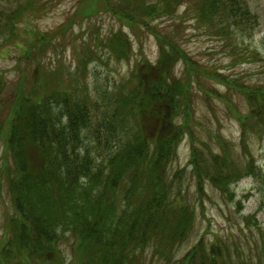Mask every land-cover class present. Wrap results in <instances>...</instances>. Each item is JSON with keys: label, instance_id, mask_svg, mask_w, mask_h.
Masks as SVG:
<instances>
[{"label": "trees", "instance_id": "16d2710c", "mask_svg": "<svg viewBox=\"0 0 264 264\" xmlns=\"http://www.w3.org/2000/svg\"><path fill=\"white\" fill-rule=\"evenodd\" d=\"M100 1L93 0L98 3L93 13L107 7L122 21L133 17L130 21L146 30L151 18L164 14L174 18L179 4L186 5L185 12H194L206 32L218 37L237 33L236 39L244 41L260 23L250 0H157L155 6L149 0L134 6L136 0H111L106 7ZM48 6L46 0H0V51L15 46L19 59L38 60L52 41L44 35L25 38L22 25L42 16ZM77 17L70 19L65 31ZM150 31L160 46L158 62L153 65L142 59L132 75L133 90L109 99L103 110L93 112L77 98V82L43 93L40 78L29 87L23 72L5 97L7 82L0 75V142L5 140L7 155L14 162L9 192L15 209L8 220L9 238L0 248V264H143L148 248L164 264H246L243 254H232L231 245L220 238L210 244L202 239L182 257L176 254L196 220L194 208L186 202V170L170 173L183 137L191 140V175L198 192L209 182L232 199L230 186L240 180L242 170L226 150L216 153L193 133L189 71L194 63L176 35ZM125 39L121 29L97 42L109 46L117 40L122 48ZM118 44H113L114 50ZM85 51L95 58L88 46ZM180 60L187 72L177 78L174 72ZM86 61L81 59V66ZM200 79L196 76V85ZM214 79L228 90L222 94L203 89L206 98L228 103V114L239 121L243 136L249 129L262 136L264 82L248 87L229 77L215 75ZM232 90L244 97L247 113L239 112L229 99L227 92ZM123 104L129 105L127 117L135 118V127L107 115ZM247 173H255L254 165H248ZM66 244L72 248L70 259L64 252Z\"/></svg>", "mask_w": 264, "mask_h": 264}, {"label": "rangeland", "instance_id": "374dc122", "mask_svg": "<svg viewBox=\"0 0 264 264\" xmlns=\"http://www.w3.org/2000/svg\"><path fill=\"white\" fill-rule=\"evenodd\" d=\"M117 1V0H116ZM49 4L45 13L23 25L22 34L26 37L39 35L49 36L51 46L42 53L38 60L19 59L20 51L15 46H7L0 51V75L7 82L5 97H9L20 82L21 73L25 74L30 87L31 82L40 78L39 85L43 93L54 88L73 87L79 83L77 98L85 101L93 112L103 110L109 99L124 96L133 90L132 75L139 67V62L155 64L160 55V46L150 30L160 34L177 36V43L190 59L189 78L193 79V117L191 128L202 142L216 153L226 150L233 162L242 170L240 180L232 185L233 198L224 196L211 183L206 182L204 191H197L192 178L191 140L183 137L175 161L170 166L173 175L185 171L183 187L186 202L195 210V225L190 237L176 250L178 257L187 254L202 239L206 243L220 238L227 241L232 254H243L246 264H264V133L255 135L249 129L246 134L235 116L228 114V103L219 99H207L203 89L226 93L227 87L214 79V76L229 77L239 80L240 85L258 86L264 82V0H250L252 10L259 16L260 23L252 32L246 34L244 41L237 40V33L231 38L218 37L206 32L198 24L193 11L185 12V6L179 4L174 18L164 14L151 18L150 30L136 26V22L122 21L118 16L108 12L107 3L102 0L106 9L97 8L93 0H46ZM157 0L147 3L155 6ZM133 1L132 6L138 5ZM89 10L82 13V10ZM78 16L64 29L69 20ZM129 23V24H128ZM131 24V25H130ZM132 25L134 27H132ZM128 34L114 50L112 41L109 46H101L98 39L109 38L120 30ZM95 56L89 57L86 47ZM93 51L95 53H93ZM86 56V58H84ZM88 59L85 66L80 60ZM20 61V62H19ZM29 65H31L29 67ZM86 67V68H85ZM80 68L82 70H80ZM86 69V70H85ZM182 60L176 63L174 76L186 75ZM206 70V71H203ZM214 73V74H210ZM196 76L201 84L196 85ZM53 87V88H52ZM239 112L247 113L248 107L243 96L237 91L227 92ZM1 108H4L1 105ZM129 105L108 111L107 115L116 116L121 124L136 126L135 118L127 117ZM198 149H204L197 143ZM254 165L255 173L248 174V165ZM14 171V162L7 155L5 140L0 142V248L9 238L8 220L15 215L12 197L9 192V179ZM69 235H67L68 237ZM66 256H73L69 245L64 247ZM143 264H164L155 252L148 248L142 255ZM250 258V261H247Z\"/></svg>", "mask_w": 264, "mask_h": 264}]
</instances>
